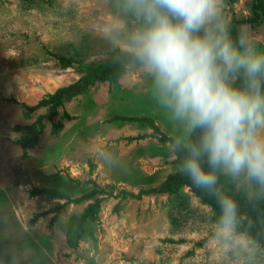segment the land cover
Listing matches in <instances>:
<instances>
[{
  "label": "rangeland",
  "instance_id": "rangeland-1",
  "mask_svg": "<svg viewBox=\"0 0 264 264\" xmlns=\"http://www.w3.org/2000/svg\"><path fill=\"white\" fill-rule=\"evenodd\" d=\"M255 1L223 0L229 23ZM138 23L121 0H0V264H245L209 241L216 213L189 186L140 194L177 171L174 128L143 68L131 61L62 105L42 104L86 73L81 64L128 51ZM242 28L264 43V21ZM105 149L123 166L92 153ZM73 219L77 244L65 230Z\"/></svg>",
  "mask_w": 264,
  "mask_h": 264
},
{
  "label": "clouds",
  "instance_id": "clouds-1",
  "mask_svg": "<svg viewBox=\"0 0 264 264\" xmlns=\"http://www.w3.org/2000/svg\"><path fill=\"white\" fill-rule=\"evenodd\" d=\"M121 8L139 22L128 51L174 128L177 171L215 202L209 241L258 264L262 245L220 177L249 199L264 194V43L247 29L233 32L223 0H121ZM92 153L106 167L123 166L110 149Z\"/></svg>",
  "mask_w": 264,
  "mask_h": 264
},
{
  "label": "trees",
  "instance_id": "trees-1",
  "mask_svg": "<svg viewBox=\"0 0 264 264\" xmlns=\"http://www.w3.org/2000/svg\"><path fill=\"white\" fill-rule=\"evenodd\" d=\"M264 21V0L255 1L252 5V15L248 18L234 17L230 25L233 32L242 29L243 24H258ZM58 60L64 67L76 65L77 61L64 55H57ZM134 61L129 51L117 48L112 58L104 62H92L89 64H81L86 73L76 82L67 86L60 87L49 98L44 99L42 104H50L53 108L62 105L65 100H69L77 95L86 93L89 85L97 80L113 79L117 77L126 67V64ZM116 79V78H115ZM33 109V108H31ZM30 139V138H29ZM28 140V139H27ZM32 140H29V142ZM179 155L176 153L175 162L178 163ZM220 184L225 191L236 196L240 204V211L244 218V227L256 238V240L264 247V194H258L256 198L249 199L243 190H238L234 182L226 176L220 177ZM187 185L191 190L201 198V200L210 205L216 213V206L205 192L194 187L191 182L180 172L171 173L164 182L158 187L141 190L140 194H165L176 193L181 186ZM79 220V218H77ZM80 221V220H79ZM65 230L70 241L77 244L83 236L84 230L77 227V221L71 222L65 226Z\"/></svg>",
  "mask_w": 264,
  "mask_h": 264
}]
</instances>
